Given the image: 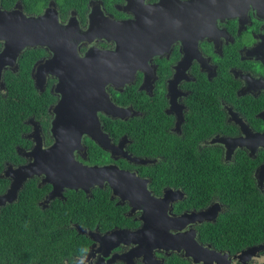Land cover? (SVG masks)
I'll list each match as a JSON object with an SVG mask.
<instances>
[{
    "label": "flooded vegetation",
    "instance_id": "af4514ba",
    "mask_svg": "<svg viewBox=\"0 0 264 264\" xmlns=\"http://www.w3.org/2000/svg\"><path fill=\"white\" fill-rule=\"evenodd\" d=\"M256 5L264 6V0H0L1 12L56 18L66 31L63 40L74 41L72 55L55 58L46 45H25L1 68L4 83L5 74L17 76L28 53H34L28 71L40 100L22 119L25 130L15 147L20 159L7 161L1 175L31 162L23 154L37 142L42 149L55 142L52 121L62 99L58 76L46 72L40 89L33 75L56 59L60 68L74 69V80L81 84L64 112L74 109L82 127L72 158L82 166L108 167L88 177L87 191L64 186L50 195L52 184L44 174H34L17 195L33 180L41 189L36 201L41 209L69 208L79 196L95 201L104 217L85 223L69 219L66 225L98 238L115 236V230L186 233L190 243L192 238L221 253L213 264H262L264 249L241 258L237 255L249 247L218 250L221 241L212 244L206 233L227 213L228 203L217 194L218 177L239 179L243 173L240 180L251 178V198L264 196V139L258 142L264 136V15L257 14ZM118 45L121 55L114 61L121 70L112 73L111 54ZM3 47L0 40V52ZM104 67L109 68L104 72ZM233 168L234 177L222 174ZM196 184L198 192L209 195L207 203L193 200ZM199 213L200 220L194 218ZM123 234L106 242L89 238L72 264H167L173 255L202 264L184 249L155 248L151 260Z\"/></svg>",
    "mask_w": 264,
    "mask_h": 264
},
{
    "label": "trees",
    "instance_id": "16d2710c",
    "mask_svg": "<svg viewBox=\"0 0 264 264\" xmlns=\"http://www.w3.org/2000/svg\"><path fill=\"white\" fill-rule=\"evenodd\" d=\"M28 56L25 68L17 76L5 74V90L0 91V193L9 183L1 175L5 163L20 159L15 147L21 142V131L25 130L22 119L25 114L34 112L33 106L40 102L28 71L36 56L34 53ZM222 171L223 175L232 177L238 174L235 168ZM241 175L244 174H238L239 179L218 177L217 194L228 203L227 213L206 232L212 244L221 241L215 249L230 253L250 246L261 245L264 249V196L252 199L251 178L245 176L240 180ZM192 189L196 204L209 201L208 194L198 192L199 184ZM39 191L34 181L28 180L16 200L0 206V264H64L66 260L72 264L73 257L84 253L90 240L74 227H68L67 221L85 223L105 216L103 206L80 196L69 202V208L41 209L36 203ZM167 264L193 263L173 255Z\"/></svg>",
    "mask_w": 264,
    "mask_h": 264
},
{
    "label": "water",
    "instance_id": "95a60500",
    "mask_svg": "<svg viewBox=\"0 0 264 264\" xmlns=\"http://www.w3.org/2000/svg\"><path fill=\"white\" fill-rule=\"evenodd\" d=\"M255 7V6H254ZM257 14L264 15V6L256 5L255 7ZM66 31L62 30L61 26L56 22V18H49L42 16L39 18H25L16 11L12 12H1L0 11V40L4 41V47L0 52V76L1 68L7 63H12L17 56L18 52L25 45H46L55 54V57L72 55L74 41L71 43L63 40V34ZM66 34H64V37ZM121 46L118 45L117 50L111 54L112 56V68L111 72L119 71L120 68L115 67L114 61L119 55H121ZM92 57L96 54H90ZM104 56V53L99 54ZM109 56V54H106ZM91 57L89 58L90 61ZM42 68L38 66L37 72L33 75L34 84L37 88H42L45 82V74L49 72L58 76V84L56 90L62 92V99L60 106L57 105L54 109L56 116L52 121V132L55 137V142L50 148L42 149L41 145L37 142L34 148L25 152L23 155H30L33 160L24 165L18 166L16 169L11 170L8 167L3 171L2 176L10 178L11 181L9 186L4 193L0 194V205H4L7 202H12L16 196L18 190L22 187L24 181L32 177L34 174L45 175V181L52 184L53 188L50 191V195L53 193H59L61 189L66 186L77 189L82 188L84 191L88 190L90 182L88 177L92 176V173L98 171H105L108 167H88L82 166L72 158V150L75 146V139H79V131L81 132L82 127L77 125V117H74V109H70L71 113L64 114L67 111V106L73 102V99L77 98V92L74 88L81 87V84L74 80V69L71 67L60 68L61 62L45 63ZM54 65V66H53ZM57 67V68H56ZM109 67L102 68V71H107ZM77 73V72H76ZM4 83H0L2 88ZM63 112V113H62ZM69 132L65 131L64 129ZM264 136L258 137V142L262 143ZM19 153H21L18 150ZM261 170L264 173V165L261 166ZM119 175V174H117ZM94 180V179H93ZM132 183L139 184L136 180L132 179ZM123 186V183L120 184ZM167 201V199H164ZM204 213V212H203ZM203 213L195 215L194 218L201 219ZM177 220L181 221V218ZM170 226L181 228L182 225L172 224ZM164 227V226H163ZM162 227H160L161 229ZM163 229V228H162ZM76 230L79 233L87 235L90 239L113 240L115 236H127L132 242L138 243L147 255L152 260V250L155 248H163L165 250H185L186 256H191L193 262H202V264H213V260L221 255L220 252L210 251L205 247L199 245L195 240L190 243L186 233L169 234L167 232H161L158 229L155 230H135V231H123L119 230L112 231L111 233L115 236L110 237L108 234L102 237H96L95 232L87 231L86 229L77 226ZM110 233V234H111ZM122 236V237H123ZM110 237V238H109ZM121 237V238H122ZM263 249L261 245L251 246L241 253L238 257H249L255 255L260 249ZM208 251L207 254H202L204 251ZM223 255L222 257H226ZM146 264L147 261H146Z\"/></svg>",
    "mask_w": 264,
    "mask_h": 264
},
{
    "label": "bare ground",
    "instance_id": "6f19581e",
    "mask_svg": "<svg viewBox=\"0 0 264 264\" xmlns=\"http://www.w3.org/2000/svg\"><path fill=\"white\" fill-rule=\"evenodd\" d=\"M177 253V252H176ZM178 254V253H177Z\"/></svg>",
    "mask_w": 264,
    "mask_h": 264
}]
</instances>
